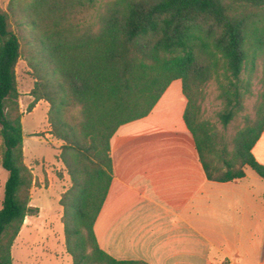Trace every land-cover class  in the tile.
<instances>
[{
	"label": "trees",
	"instance_id": "1",
	"mask_svg": "<svg viewBox=\"0 0 264 264\" xmlns=\"http://www.w3.org/2000/svg\"><path fill=\"white\" fill-rule=\"evenodd\" d=\"M27 60L34 79L28 107L48 103L49 133L70 179L61 195L65 250L72 264H148L117 260L98 245L94 222L112 180L110 139L144 118L174 80L187 100L184 121L208 180L264 179L252 148L264 130V88L255 118L235 137L200 119L195 95L218 76L226 128L242 109V74L261 63L264 86V0H8L0 4L1 167L7 171L0 208V264L30 206L34 178L24 162L16 65Z\"/></svg>",
	"mask_w": 264,
	"mask_h": 264
},
{
	"label": "crops",
	"instance_id": "2",
	"mask_svg": "<svg viewBox=\"0 0 264 264\" xmlns=\"http://www.w3.org/2000/svg\"><path fill=\"white\" fill-rule=\"evenodd\" d=\"M186 105L174 80L147 116L110 139L113 174L93 226L97 243L117 260L148 264H262L264 179L245 169L241 179L208 180ZM252 153L264 165V130Z\"/></svg>",
	"mask_w": 264,
	"mask_h": 264
},
{
	"label": "rangeland",
	"instance_id": "3",
	"mask_svg": "<svg viewBox=\"0 0 264 264\" xmlns=\"http://www.w3.org/2000/svg\"><path fill=\"white\" fill-rule=\"evenodd\" d=\"M107 1L111 0H103ZM7 2L8 0H0L1 7L6 8ZM262 69L259 63L254 70H247L242 74L245 84L242 90L245 93L242 109L226 128H223L217 117L223 106L218 98L219 85L227 82L223 70L220 69L218 76L212 75L209 81L199 87L195 95L200 119L224 132L231 150L234 149L238 131L255 118L258 96L264 88ZM31 72L27 60L21 58L16 65L18 105L22 122L24 162L31 169L34 178L29 204L37 208V211L24 220L20 235L12 246V263L71 264V257L65 250L62 207L59 203L61 195L70 186V179L58 157L61 142L49 133L48 103L41 100L28 111L33 100L30 95L34 83ZM1 156L0 140V162ZM243 169L252 174L250 167L244 166ZM7 175V171L0 165V207L4 195L3 183Z\"/></svg>",
	"mask_w": 264,
	"mask_h": 264
},
{
	"label": "built area",
	"instance_id": "4",
	"mask_svg": "<svg viewBox=\"0 0 264 264\" xmlns=\"http://www.w3.org/2000/svg\"><path fill=\"white\" fill-rule=\"evenodd\" d=\"M262 264H264V261L262 262Z\"/></svg>",
	"mask_w": 264,
	"mask_h": 264
}]
</instances>
